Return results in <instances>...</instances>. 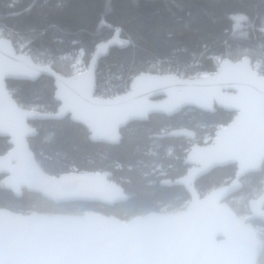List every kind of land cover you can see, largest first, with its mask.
I'll return each mask as SVG.
<instances>
[{
	"label": "water",
	"instance_id": "obj_1",
	"mask_svg": "<svg viewBox=\"0 0 264 264\" xmlns=\"http://www.w3.org/2000/svg\"><path fill=\"white\" fill-rule=\"evenodd\" d=\"M259 31L264 35V25ZM103 46L84 71L62 77L30 55L16 54L11 39H0V138L10 146L0 154L6 190L20 195L25 189L53 203L112 206L128 198L109 172H45L29 145L28 139L38 134L30 121L70 115L87 127L93 141L113 144L121 128L155 114L171 116L184 108L211 112L216 107L234 116L214 130L208 143H194L186 152L182 163L189 168L172 181L189 196L182 210L122 220L96 210L47 214L1 207L0 264H256L262 243L250 221L264 222V187L248 201L246 218L226 200L240 188L242 176L264 164V75L247 56L222 59L212 73L197 77L142 72L131 79L128 91L105 99L94 96ZM43 76L53 78L56 110L21 107L6 81L33 82ZM227 165L236 166L232 181L201 196L195 182Z\"/></svg>",
	"mask_w": 264,
	"mask_h": 264
},
{
	"label": "trees",
	"instance_id": "obj_2",
	"mask_svg": "<svg viewBox=\"0 0 264 264\" xmlns=\"http://www.w3.org/2000/svg\"><path fill=\"white\" fill-rule=\"evenodd\" d=\"M235 15L246 18L243 37L233 32ZM263 25L264 0H0V28L13 41L25 43L30 53L49 58L51 68L62 77L74 73L68 72L61 56L82 51L87 67L97 47L104 44L97 62V84L99 90L116 87L117 93H123L142 72L177 69L182 77H197L212 73L222 59L236 61L247 55H253L249 57L252 66L256 57L261 58L258 70L264 74V35L259 31ZM6 82L21 107L56 110L51 76ZM233 116L216 107L211 112L184 108L171 116L155 114L145 122L129 124L113 144L93 141L87 127L70 115L62 120L30 121L38 134L28 139L29 145L45 172L110 171L128 198L112 206L53 203L25 189L20 195L6 190L0 175V208L79 214L93 207L122 220L149 211H180L188 201L187 192L164 180L184 174L182 161L193 142L203 144L206 136L212 137ZM168 129L179 135H166ZM161 130L165 135H160ZM9 148L6 139L0 138V154ZM233 174L232 165L216 168L198 179L196 189L204 196ZM247 179L256 188L250 195L258 196L264 167ZM246 192L234 195L245 194V201L255 198ZM260 226L262 244L256 264H264V224Z\"/></svg>",
	"mask_w": 264,
	"mask_h": 264
},
{
	"label": "rangeland",
	"instance_id": "obj_3",
	"mask_svg": "<svg viewBox=\"0 0 264 264\" xmlns=\"http://www.w3.org/2000/svg\"><path fill=\"white\" fill-rule=\"evenodd\" d=\"M233 19L235 21V24H234V27H233L234 34L239 36V37L245 36L246 33H247V28H246V25L244 24L246 18L243 15H235V16H233ZM0 31H2L3 33H7L5 31H3L2 28H0ZM16 42L21 44L22 47L24 49H26V44L25 43H22V42L17 41V40H16ZM252 53L254 54L255 52H252ZM37 55L41 56L39 54H37ZM60 60L64 62L63 65H65L68 68V72L69 73H80V72H82V71H84L86 69V63H85L86 61L83 58V52L82 51H78L75 54L72 53V54H67V55L61 56ZM260 61H261L260 57H256L255 60H254L255 65H257V67H259V68L261 66ZM262 69L264 70V67ZM160 71H164V70L160 69L157 72H160ZM126 90H127V88H126ZM101 91L110 92L111 94H114L115 92H118L116 87L114 89H109V88L108 89L107 88L103 89L102 88ZM208 139H209V137L206 136L204 138L203 142L205 143ZM248 181L250 182V180H246V182H245V184L247 185V190H245V191H247L246 195H248L249 197H256L257 194H255L253 196L250 195V192L251 191H256V189L251 190L252 188L250 187V183ZM248 200L245 201V194H240L239 193L237 195H234L231 199H228L227 203L232 205L235 208V211L240 213L241 217H245L248 214V207H247ZM89 210H96V211H99V212H102V213L105 214V212L97 210V209H94L93 207L92 208H88V209H86L84 211L79 210L78 212H80L79 214H81L82 212L89 211ZM111 215H113V213H111ZM256 230L259 231L260 228L258 229V226H256Z\"/></svg>",
	"mask_w": 264,
	"mask_h": 264
},
{
	"label": "flooded vegetation",
	"instance_id": "obj_4",
	"mask_svg": "<svg viewBox=\"0 0 264 264\" xmlns=\"http://www.w3.org/2000/svg\"><path fill=\"white\" fill-rule=\"evenodd\" d=\"M99 90V85L97 84V82H96V92ZM99 91H101V90H99ZM124 92H126V91H124ZM123 92V93H124ZM152 116V115H151ZM147 121V120H146ZM134 122H145V121H133V122H130V123H128L125 127H123V128H121L120 129V131L119 132H121L122 131V129H124V128H126L129 124H131V123H134ZM174 131V132H173ZM172 134H175V135H179V131H177V130H171V129H168V131H167V134L166 135H169V136H172ZM160 135L161 136H163V135H165L164 134V130H161V132H160ZM178 137H180V136H178ZM213 137V136H212ZM212 137H210L205 143H203V144H206V143H208L211 139H212ZM194 143H196V142H193V144ZM103 144H107V143H103ZM192 144V145H193ZM198 144V143H197ZM191 145V146H192ZM190 148V147H189ZM188 151V150H187ZM183 164V163H182ZM184 165V164H183ZM184 166H186V171H187V169L189 168V165H184ZM228 166V165H227ZM232 166H234V174H235V169H236V166L235 165H232ZM224 167V166H223ZM264 167V164H263V166H262V168ZM218 168H221V167H218ZM262 168H261V170H262ZM216 169V168H215ZM214 170V169H213ZM260 170V171H261ZM186 171L184 172V174L186 173ZM212 171V170H211ZM210 171V172H211ZM260 171H257V172H251V173H248V174H245L244 176H242L241 178H240V182H241V186H240V188L237 190V192H241V191H245V190H247V185L245 184V182H246V180H248L247 178L249 177V176H251V175H253V174H257V173H259ZM102 172H109V173H111L110 171H102ZM209 172V173H210ZM112 174V173H111ZM184 174H182V175H184ZM208 174V173H207ZM234 174H233V176L226 182V183H224V184H228L229 182H231L232 181V179L234 178ZM182 175H179V176H177V177H180V176H182ZM3 176L4 175H1V179L3 178ZM111 177V176H110ZM177 177H175V178H177ZM112 178V177H111ZM110 178V179H111ZM175 178H173L172 180H168V179H166V180H164V182H167V184H173L172 183V181L175 179ZM112 181H114L113 179H111ZM198 181V180H197ZM197 181L195 182V187H196V183H197ZM115 182V181H114ZM117 183V182H116ZM255 183V182H254ZM224 184H222V185H224ZM221 186V185H220ZM219 187V186H218ZM250 187L253 189H256L255 187H252L251 185H250ZM263 187H264V183H263ZM263 187L261 188V191H262V189H263ZM216 188V187H215ZM261 191H260V193H261ZM235 194V193H234ZM234 194L230 197V198H228V199H231L233 196H234ZM260 195V194H259ZM258 195V196H259ZM257 196V197H258ZM257 197H255V198H257ZM188 201H189V198H188ZM188 201H187V203H188ZM187 203H186V205H187ZM229 204V203H228ZM230 205V204H229ZM247 207H248V202H247ZM149 212H151V211H149ZM160 212H166V211H160ZM238 215V214H237ZM250 215V213H249V209H248V214L245 216V217H241V216H239V217H241V218H246V217H248ZM141 216V215H140ZM250 223L255 227V229H256V226H258V229L260 228V230L259 231H257V233H258V238H259V240H261L260 239V237H259V234H260V232H261V226H260V224H264V222H262V221H260V220H251L250 221Z\"/></svg>",
	"mask_w": 264,
	"mask_h": 264
},
{
	"label": "built area",
	"instance_id": "obj_5",
	"mask_svg": "<svg viewBox=\"0 0 264 264\" xmlns=\"http://www.w3.org/2000/svg\"><path fill=\"white\" fill-rule=\"evenodd\" d=\"M8 37H9L8 33H3L2 31H0V39H5ZM14 52L30 54L32 56V60L41 66H50L52 63L49 58H44L42 56H38V55H34L33 53H30L27 49H24L22 45L17 42L14 43ZM166 72H168L169 74H179V71L177 69L175 70L170 69V70H167ZM116 94L117 93L111 94L110 92H105V91H100L98 93L99 96H102L105 99H108Z\"/></svg>",
	"mask_w": 264,
	"mask_h": 264
}]
</instances>
